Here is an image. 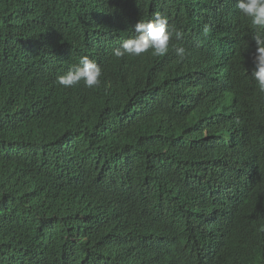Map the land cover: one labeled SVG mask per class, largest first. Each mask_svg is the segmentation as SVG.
Masks as SVG:
<instances>
[{"label":"trees","instance_id":"16d2710c","mask_svg":"<svg viewBox=\"0 0 264 264\" xmlns=\"http://www.w3.org/2000/svg\"><path fill=\"white\" fill-rule=\"evenodd\" d=\"M231 1L0 0V264H264V102L228 65L256 49ZM156 14L170 53L114 57ZM83 56L101 85L60 86Z\"/></svg>","mask_w":264,"mask_h":264},{"label":"clouds","instance_id":"9594fccd","mask_svg":"<svg viewBox=\"0 0 264 264\" xmlns=\"http://www.w3.org/2000/svg\"><path fill=\"white\" fill-rule=\"evenodd\" d=\"M230 6L233 12L250 20L254 29L253 40L256 49L253 58L254 67L251 65V70L244 68L243 64L228 63V65L234 76H238L237 81L247 92L251 102L256 94L262 103L264 102V0H232ZM181 36L180 31L174 30L169 25L167 17L156 14L147 22L136 23L133 30L119 41L121 45L113 50V55L116 58L136 59L151 55L162 57L170 53L172 39H179ZM175 53L181 61L187 54L184 47L175 48ZM102 76V68L97 62L88 56H83L77 66L57 78V83L64 88H72L83 82L85 87L94 89L101 85ZM249 82L254 84L255 91L248 87Z\"/></svg>","mask_w":264,"mask_h":264}]
</instances>
